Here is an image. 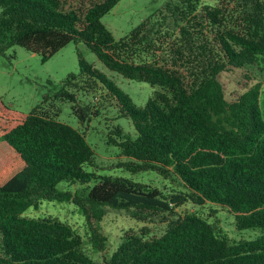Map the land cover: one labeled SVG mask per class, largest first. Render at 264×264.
<instances>
[{
    "label": "trees",
    "instance_id": "16d2710c",
    "mask_svg": "<svg viewBox=\"0 0 264 264\" xmlns=\"http://www.w3.org/2000/svg\"><path fill=\"white\" fill-rule=\"evenodd\" d=\"M118 2L0 0V56L20 46L45 61L81 41L109 70L148 83L154 91L137 105L77 52L78 72L49 87L41 105L70 102L89 122L99 110L80 105L78 95L102 90L131 124L126 136L114 126L106 142L128 158L130 171L173 175L182 189L85 170L94 150L84 132L41 105L22 112L0 96V264H264L262 83L228 100L218 79L230 68L264 62V0H168L115 39L101 18ZM61 182L86 187L61 190ZM43 200L73 203L95 252L106 248L96 226L106 207L164 222L165 229L129 228L110 255L95 258L71 224L25 214ZM206 202L230 211L237 230L260 234L231 240L216 222L177 211Z\"/></svg>",
    "mask_w": 264,
    "mask_h": 264
},
{
    "label": "rangeland",
    "instance_id": "374dc122",
    "mask_svg": "<svg viewBox=\"0 0 264 264\" xmlns=\"http://www.w3.org/2000/svg\"><path fill=\"white\" fill-rule=\"evenodd\" d=\"M168 0H119V2L104 16L102 23L111 31L115 39L126 35L141 20L154 14ZM213 4L217 0H203ZM77 52L95 68L111 78L132 101L142 105L154 89L146 82L124 78L120 74L109 70L97 56L81 41L69 42L47 60L41 55L28 51L20 46H12L4 55L0 56V96L13 108L22 112H29L36 105H41L42 96L49 87L57 86L69 73L78 72ZM225 96L228 100L236 99L241 93L261 82L260 103L264 113V62L243 68H230L218 74ZM47 80L53 83L49 85ZM102 90L81 92L78 95L80 105L89 104L98 109L96 116L89 122L82 121L73 111L70 102L52 100L50 107L42 106V110L50 109L51 114L61 122L68 123L84 132L85 137L94 150V157L84 168L98 174L119 175L134 180L146 182L173 191L182 189V185L173 175L164 178L156 171L145 170L133 172L126 165L128 158L119 154L118 147L106 142L107 132L114 126L122 130V136L131 133L130 121L119 117L113 102L102 98ZM53 108V109H52ZM85 185L61 182L58 188L71 192L82 191ZM178 213L194 211L216 222L231 240L251 239L260 234L258 229L237 230L233 214L225 207L206 202L203 205L186 203L177 209ZM31 217L51 216L71 224L82 236L83 246L95 258L110 255L116 248L123 232L129 228L138 230L148 227L153 234H161L165 223L159 221H139L125 210L106 207L103 218L96 223L99 231L107 238L106 248L102 252H95L87 239V226L84 217L71 202L43 200L37 208L30 207L25 212Z\"/></svg>",
    "mask_w": 264,
    "mask_h": 264
}]
</instances>
